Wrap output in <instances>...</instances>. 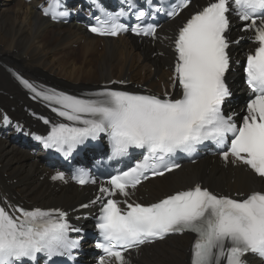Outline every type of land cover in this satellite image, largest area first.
I'll use <instances>...</instances> for the list:
<instances>
[{"label":"snow or ice","instance_id":"obj_1","mask_svg":"<svg viewBox=\"0 0 264 264\" xmlns=\"http://www.w3.org/2000/svg\"><path fill=\"white\" fill-rule=\"evenodd\" d=\"M190 3L178 0L168 15L177 16ZM230 13L246 22L242 31H253L251 39L258 45L246 57L244 73L251 98L239 124L234 114L226 115L222 108L231 96L225 81L232 43L227 35ZM67 14L60 11L53 19ZM122 15L123 11L106 14L103 20L97 17L98 24L89 30L100 36H118L130 30L138 36L155 38V26L143 23L146 12H138L136 20L140 23L131 28L120 22ZM173 44V87L178 83L182 90L176 99L167 94L161 98L108 87L80 98L54 89L38 90L21 78L25 88L54 105V112L72 122L53 125L46 137L36 136L45 147L69 155L78 145L103 133L109 138L113 157L126 156L130 149L145 153L135 167L112 176L107 181L110 187L99 189L108 197H97L103 201L96 224L101 237L96 247L105 254L100 264H105V257L109 264L112 260L128 264L124 253L169 234L185 232L195 236L191 264H246L243 257L249 253L264 257V190L234 199L196 184L155 203L130 201L129 189L148 179V172L163 176L179 168L170 158L177 153L191 154L206 141L223 150L225 162L242 163L264 178V0H211L179 29ZM3 119L9 122L7 116ZM64 179L63 173L53 177ZM73 179L80 185L96 182L84 172ZM117 194L125 199L112 198ZM67 215L59 209L9 210L0 206V264H37L41 256L47 261L55 257L72 259L80 242L69 233L80 230L67 222Z\"/></svg>","mask_w":264,"mask_h":264},{"label":"bare ground","instance_id":"obj_2","mask_svg":"<svg viewBox=\"0 0 264 264\" xmlns=\"http://www.w3.org/2000/svg\"><path fill=\"white\" fill-rule=\"evenodd\" d=\"M12 1L2 0L0 4V106L16 119L24 117L23 108L28 102L5 65L14 66L29 77L75 90L92 89L95 83L113 79L136 80L155 88L158 82L167 84L166 67L172 60L167 42L153 47L145 40L129 37H90L76 24L54 25L44 19L36 10L40 1ZM26 154L9 140L0 139V190L12 200L72 209L89 198L87 189L52 184L46 168ZM197 181H204L212 189L240 193L264 188L261 179L242 168L225 169L216 161L205 159L149 182L143 195L154 201ZM190 243L187 235L167 238L143 248L134 256L133 264H188L185 249Z\"/></svg>","mask_w":264,"mask_h":264},{"label":"rangeland","instance_id":"obj_3","mask_svg":"<svg viewBox=\"0 0 264 264\" xmlns=\"http://www.w3.org/2000/svg\"><path fill=\"white\" fill-rule=\"evenodd\" d=\"M1 1H2V0H0V4H1ZM11 1H12V0H11ZM12 2H13V1H12ZM76 51H77V50H76ZM76 51H75V52H76ZM98 51H99V52H102V51H100L99 47H98ZM96 80H97V79H96ZM87 87H89V86H87ZM0 139H1V138H0ZM2 140H3V139H2ZM6 140H8V139H6ZM24 153L26 154L25 151H24ZM26 155H27V154H26ZM27 156H29V155H27ZM29 157H30V159L32 158V156H29ZM185 252H186V249H185ZM181 264H185V263L182 262Z\"/></svg>","mask_w":264,"mask_h":264}]
</instances>
